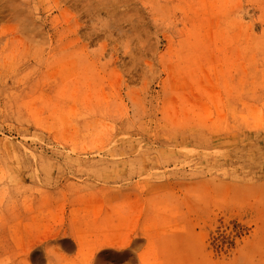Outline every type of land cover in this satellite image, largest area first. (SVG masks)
I'll use <instances>...</instances> for the list:
<instances>
[{
    "label": "rangeland",
    "instance_id": "obj_1",
    "mask_svg": "<svg viewBox=\"0 0 264 264\" xmlns=\"http://www.w3.org/2000/svg\"><path fill=\"white\" fill-rule=\"evenodd\" d=\"M0 264H264V0H0Z\"/></svg>",
    "mask_w": 264,
    "mask_h": 264
},
{
    "label": "bare ground",
    "instance_id": "obj_2",
    "mask_svg": "<svg viewBox=\"0 0 264 264\" xmlns=\"http://www.w3.org/2000/svg\"><path fill=\"white\" fill-rule=\"evenodd\" d=\"M39 249H40V248H39ZM33 252H34V253H33ZM35 253H36V254H35ZM37 253H39V252H38V251H32L31 254H30V256L32 255V257H35V256L37 257Z\"/></svg>",
    "mask_w": 264,
    "mask_h": 264
}]
</instances>
